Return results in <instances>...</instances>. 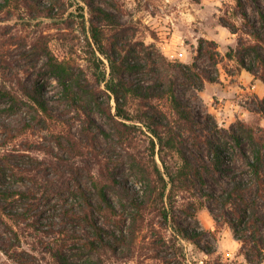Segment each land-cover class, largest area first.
<instances>
[{
    "label": "trees",
    "instance_id": "obj_1",
    "mask_svg": "<svg viewBox=\"0 0 264 264\" xmlns=\"http://www.w3.org/2000/svg\"><path fill=\"white\" fill-rule=\"evenodd\" d=\"M66 1L3 0L0 12L11 4L22 5L61 18L58 25L71 28L74 24L65 18ZM77 2L83 10L86 43L82 57L87 65L81 63L76 43L70 46L71 56L57 55L49 34H40L34 48L46 58L45 65L59 81L64 99L79 113L86 145L80 148L70 131L65 136L69 153L46 160L34 158L22 171L16 170L11 154L1 155L0 207L21 229V222L36 212L30 224L38 230L43 212L39 211L42 198L37 194L48 200L57 194L59 199L49 208L60 210L65 220L48 221L42 229L55 233L49 252L57 264H81L74 256L79 250L89 258L83 264H102L105 256L130 257L138 251L139 256L161 259L164 264H183L187 259L185 241L202 247L206 231L195 221H199L197 212L205 206V198L215 219L223 217L242 242L247 260L263 261L264 124L238 119L226 129L212 116L200 117L179 95L178 85L184 78L202 89L206 81H218V74L195 62L172 60L156 43L139 38L138 30L119 14L122 7L118 0ZM236 2L248 36L240 35L237 47L226 55L264 81V6L258 5L256 20L246 0ZM85 7L89 8V18ZM221 23L239 33L234 24L226 20ZM218 47L216 39L201 36L198 57L206 56L217 67L222 60ZM0 91L18 97L8 88ZM22 97L33 100L39 114L49 112L41 85L23 87ZM258 109L264 115V97ZM177 123L186 132L180 131ZM142 132L149 138L147 151L137 144ZM63 136L58 140L61 146L65 145ZM189 140L193 146H187ZM113 143L116 150L120 147L118 163H126L130 173L119 175L109 167L97 171L89 165L91 159L77 165L90 155L95 158L93 163L105 160L109 166L113 158L104 148H111ZM52 169L58 178L49 175ZM68 171L71 175L87 173L90 182L78 178L72 182ZM131 176L140 181V187L134 185ZM209 176L221 185L219 190L208 187ZM17 179L24 185L17 184ZM198 196L201 200L197 201ZM9 201L23 204L13 209L4 205ZM9 227L10 233H0L1 249L22 264H38L27 261L24 252L16 249L21 245L22 232ZM214 247L203 249L214 253ZM95 258L100 262H94Z\"/></svg>",
    "mask_w": 264,
    "mask_h": 264
},
{
    "label": "rangeland",
    "instance_id": "obj_2",
    "mask_svg": "<svg viewBox=\"0 0 264 264\" xmlns=\"http://www.w3.org/2000/svg\"><path fill=\"white\" fill-rule=\"evenodd\" d=\"M118 2L122 7L119 14L138 30L139 38L148 44L156 43L160 50L172 60L195 62L201 68L209 69L219 75L218 81H206L202 89L195 88L184 78L178 85L179 95L194 106L200 117L212 116L220 128L226 129L238 119L264 124V115L258 112V102L264 95V81L259 75L242 68L236 59L226 55L231 48L237 47L240 35L248 36L246 32L249 29L237 8L236 0H118ZM66 3L65 18L71 19L74 24L71 28L60 27L58 24L62 21L61 18L54 19L47 13L27 10L22 5L11 4L0 12V88H8L18 96L14 98L0 91V156L11 154L10 157L17 171L30 167L34 158L46 160L55 158L57 154L69 153L66 149L68 143L65 136L70 131L80 148L84 149L86 145L87 137L81 132L82 120L79 113L64 99L59 81L45 65L46 58L34 48L37 37L45 33L49 34L51 46L61 58L71 56L72 43L78 44L80 57L85 56L82 49L86 43V33L82 27L83 10L79 7L77 0H67ZM246 3L253 19L258 20V5L264 6V0H246ZM84 11L89 18V8L85 7ZM181 19H183V25L178 28L172 21L179 22ZM221 20L234 24L239 28V33L231 31L228 26L221 23ZM201 36L217 38L222 58L217 67L213 66L206 56L198 57ZM104 60L107 62L106 58ZM80 61L87 65L83 57ZM86 68L93 81L94 77L91 76L89 67ZM103 68L105 69V65H102ZM37 84L42 86L48 100L50 107L48 113L39 114L34 101L22 97L23 87L32 88ZM248 86L249 91L246 90ZM41 117L45 121H39ZM98 118L105 121L100 115ZM179 130L185 129L179 125ZM60 136H63L61 138L65 145L61 146L58 143ZM185 137H188V133ZM192 140L188 141L187 146H193ZM137 144L142 150L147 151L146 147L149 144L147 134L142 132L141 140ZM115 145L117 144L113 143L111 148L106 146L104 148V151L113 158L109 166L105 160L100 161L99 164L93 163L95 158L90 155H87L83 162L79 161L77 165L91 159L89 165L95 166L97 171L100 167L103 170L109 167L119 175L130 173L126 163L124 165L118 163L121 158L120 147L118 146L116 150ZM157 159L160 161L159 157ZM56 174L53 169L50 170V176L57 177ZM72 176L74 178L72 182L77 178L90 182L87 173L71 175L68 171V177ZM131 180L137 187L141 186L140 181L134 176H131ZM16 181L17 184L24 185L22 179ZM208 187L219 190L221 185L215 178L209 176ZM37 196L42 198L39 211L43 212L39 219V229H34L30 224L36 219L33 217L36 212L30 215L27 223L21 222V229L16 225L17 221L11 219L0 207V233L7 235L11 232L9 226H15L22 232L21 245L16 246V249L24 252L27 261L38 264H57L56 259L49 252V248L54 246L55 233H47L42 229L47 226L48 221L57 220L58 223L65 220L61 217L60 210L49 208V206H55L59 198L57 194L54 196L52 194L50 200L47 196L42 197L40 193ZM203 200L205 206L198 210L199 221L195 223L206 231V235L202 241V247L191 241H185L187 259L183 264H264V260L255 263L247 260L242 251V242L235 236L229 224L223 220V217H219L221 218L219 221L216 220L208 207L210 202L205 198ZM22 204L21 201L12 203L9 201L4 205L18 209L22 207ZM213 206L217 208L216 205L213 204ZM216 210L220 213L218 208ZM211 246H215L214 253H208L203 249V247ZM75 252L74 256L81 264L89 259L87 253L81 250ZM139 254L138 251L130 257L105 256L101 263L164 264L161 259L139 256ZM94 262L100 261L95 258ZM0 264L22 263L8 256L0 247Z\"/></svg>",
    "mask_w": 264,
    "mask_h": 264
},
{
    "label": "crops",
    "instance_id": "obj_3",
    "mask_svg": "<svg viewBox=\"0 0 264 264\" xmlns=\"http://www.w3.org/2000/svg\"><path fill=\"white\" fill-rule=\"evenodd\" d=\"M172 22H173V24L176 23V26H177L178 28H180V27L183 25V19L179 20V22H175V21H172ZM175 34H176V31L174 32V36H175ZM213 39H215V38H213ZM216 39H217V38H216ZM254 89H255V88H254ZM243 90L245 91V89H243ZM246 90L249 91V90H250V87L248 86ZM263 94H264V90H263ZM262 97H264V95H263ZM233 102H234V101H233ZM234 103H236V102H234Z\"/></svg>",
    "mask_w": 264,
    "mask_h": 264
}]
</instances>
